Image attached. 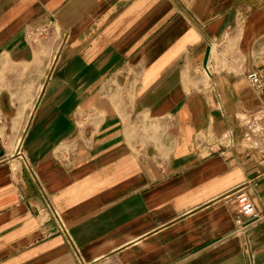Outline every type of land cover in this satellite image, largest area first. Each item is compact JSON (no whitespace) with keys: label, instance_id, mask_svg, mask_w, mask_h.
Listing matches in <instances>:
<instances>
[{"label":"crops","instance_id":"0c3cea01","mask_svg":"<svg viewBox=\"0 0 264 264\" xmlns=\"http://www.w3.org/2000/svg\"><path fill=\"white\" fill-rule=\"evenodd\" d=\"M261 66L264 0H0V264H251L240 185L264 264Z\"/></svg>","mask_w":264,"mask_h":264},{"label":"built area","instance_id":"2783aa9c","mask_svg":"<svg viewBox=\"0 0 264 264\" xmlns=\"http://www.w3.org/2000/svg\"><path fill=\"white\" fill-rule=\"evenodd\" d=\"M52 24V23H51ZM54 25V24H52ZM50 24H42L29 30L28 36L38 40L41 38L39 35L48 34ZM55 27V26H53ZM56 28V27H55ZM250 85L264 97V66L249 71L246 75ZM243 137L245 141L252 147L259 149L264 156V106L262 108L249 110L242 117ZM233 139L228 136V133L223 134L217 141L220 146H229L232 144ZM236 203L239 211L249 218L248 221L244 220L242 216L237 217V221L240 224V230L243 235V246L245 252L251 258V264L255 262V252L251 243V232L249 225L261 218L254 200L247 192L244 185H240L235 188ZM51 218L57 223V227L60 231L67 235L69 242L74 243L73 238L70 235L68 226L63 219L60 210L52 203H48L46 206ZM85 264H100L95 262H86Z\"/></svg>","mask_w":264,"mask_h":264},{"label":"rangeland","instance_id":"374dc122","mask_svg":"<svg viewBox=\"0 0 264 264\" xmlns=\"http://www.w3.org/2000/svg\"><path fill=\"white\" fill-rule=\"evenodd\" d=\"M46 24L51 25L48 34H42L39 36L41 38H44V39H49V38H52V36L55 34L56 28L53 27L54 25H52L50 22H48ZM31 107H32V101H30V100L29 101H21L19 103H16V109H14V110L18 113L17 124H18L19 128H22L24 126V124L26 122L27 115H28ZM11 113L13 114L14 111Z\"/></svg>","mask_w":264,"mask_h":264}]
</instances>
